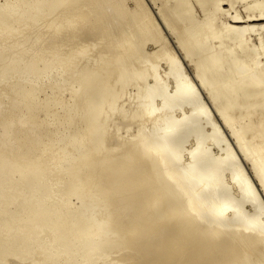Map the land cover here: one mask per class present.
<instances>
[{"label": "bare ground", "instance_id": "1", "mask_svg": "<svg viewBox=\"0 0 264 264\" xmlns=\"http://www.w3.org/2000/svg\"><path fill=\"white\" fill-rule=\"evenodd\" d=\"M0 264H264V0H0Z\"/></svg>", "mask_w": 264, "mask_h": 264}, {"label": "rangeland", "instance_id": "2", "mask_svg": "<svg viewBox=\"0 0 264 264\" xmlns=\"http://www.w3.org/2000/svg\"><path fill=\"white\" fill-rule=\"evenodd\" d=\"M187 70H188L190 73L193 72V68H191V66H188V65H187Z\"/></svg>", "mask_w": 264, "mask_h": 264}]
</instances>
